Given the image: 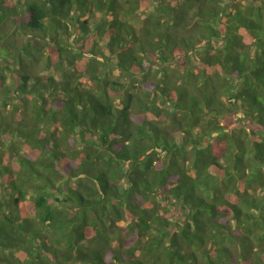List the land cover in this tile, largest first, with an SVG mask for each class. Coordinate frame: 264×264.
Here are the masks:
<instances>
[{
    "label": "trees",
    "instance_id": "1",
    "mask_svg": "<svg viewBox=\"0 0 264 264\" xmlns=\"http://www.w3.org/2000/svg\"><path fill=\"white\" fill-rule=\"evenodd\" d=\"M0 264H264V0H0Z\"/></svg>",
    "mask_w": 264,
    "mask_h": 264
},
{
    "label": "rangeland",
    "instance_id": "2",
    "mask_svg": "<svg viewBox=\"0 0 264 264\" xmlns=\"http://www.w3.org/2000/svg\"><path fill=\"white\" fill-rule=\"evenodd\" d=\"M38 71L40 73H54V72H52V68L51 67H49V68L43 67V63L40 65V68H39ZM53 75L56 76V79H59V74L54 73Z\"/></svg>",
    "mask_w": 264,
    "mask_h": 264
}]
</instances>
